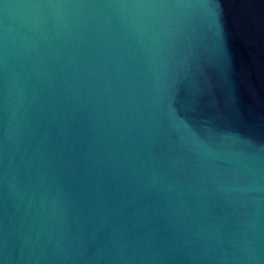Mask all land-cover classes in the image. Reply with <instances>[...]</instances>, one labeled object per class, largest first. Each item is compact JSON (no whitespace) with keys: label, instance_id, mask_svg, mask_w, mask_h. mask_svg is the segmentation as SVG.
<instances>
[{"label":"water","instance_id":"95a60500","mask_svg":"<svg viewBox=\"0 0 264 264\" xmlns=\"http://www.w3.org/2000/svg\"><path fill=\"white\" fill-rule=\"evenodd\" d=\"M0 264H264V0H0Z\"/></svg>","mask_w":264,"mask_h":264}]
</instances>
